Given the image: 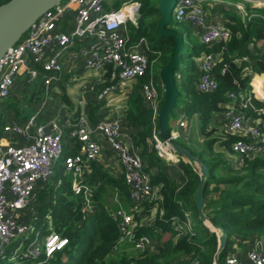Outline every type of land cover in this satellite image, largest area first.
Instances as JSON below:
<instances>
[{
  "label": "built area",
  "instance_id": "obj_1",
  "mask_svg": "<svg viewBox=\"0 0 264 264\" xmlns=\"http://www.w3.org/2000/svg\"><path fill=\"white\" fill-rule=\"evenodd\" d=\"M221 2L228 0H176L174 20L198 30L196 32L202 43L227 41L232 30L225 17L220 15L213 21L208 18L209 4ZM229 2L243 17L247 14V3L255 7L264 6L255 1ZM140 7V0H125L119 7L112 0H62L46 11L1 59L0 108L12 95L20 77H25L32 84L42 77L47 89L59 81L67 57H81L86 68L100 72L108 79L110 83L100 91L99 100L109 97L118 81L145 78L152 62L147 39L142 37L130 44L128 34V24H138ZM74 47L79 48L78 52L73 51ZM262 55L264 57V50ZM221 56L209 52L195 59L200 91L213 92L218 88L214 68ZM177 77L180 74L177 73ZM141 88L145 101L157 118L162 104L158 85L150 77ZM230 96L233 98L235 95L232 93ZM224 116L227 120L226 133L236 137L232 149L239 157V165L244 155H264V117L248 119L232 104L225 110ZM35 117L23 123L10 122L3 127L5 133L24 139L22 144L0 141V257L6 262L3 264H44L69 246L68 236L56 229L41 236L34 224L20 219L18 212L32 203L38 188L51 181L60 159L64 161L66 172L73 177L72 190L83 197V213L93 211L95 186L82 175L86 167L103 153V142L108 144L123 169L132 201L131 209L119 206L111 210L120 230L112 253H119L127 247L140 251L154 249L155 241L149 235L137 234L142 222L136 219V215L144 216L147 203H153L152 208L163 214L164 209L158 208L164 201V195L161 186L153 184L151 174L133 142L122 138L119 122L102 118L91 123L88 116L81 113L76 121L62 128L55 120L37 124ZM179 126L186 127V121H181ZM155 129L153 138L159 155L167 161H178L174 150L159 135L158 128ZM171 135L177 140L181 136L180 129H173ZM67 143L71 144L73 152L65 154ZM115 198H118V193ZM193 216L192 211L186 210L185 218L175 217L173 230L177 238L193 230ZM212 264L221 263L214 259ZM225 264H264V248L256 241L247 259L231 253L226 257Z\"/></svg>",
  "mask_w": 264,
  "mask_h": 264
},
{
  "label": "trees",
  "instance_id": "obj_2",
  "mask_svg": "<svg viewBox=\"0 0 264 264\" xmlns=\"http://www.w3.org/2000/svg\"><path fill=\"white\" fill-rule=\"evenodd\" d=\"M6 1L8 0H0V4ZM246 11L245 17L236 7L233 11H227V16L232 21L230 25L228 24L232 35L227 41L220 40L205 44L194 35L191 26L185 25L184 30L177 29L184 35L185 44L184 49L179 53L180 68L177 73L181 78H177L180 90L177 102L181 97V102H185L188 109L199 112L200 131L209 137L206 141V149L198 152L185 142H179L180 138L177 141L200 156L208 166L204 212L213 224L222 227L227 234V245L218 253L221 264H225L226 257L231 254L235 235L245 238L257 236L264 239V155H244L242 164L235 166L233 159L236 154L232 144L236 137L226 132L223 137L216 136L215 129H210L214 114L223 111L228 103L248 119L264 117V100L255 96L252 92L250 76L244 75V70L247 68L257 73L264 72L262 55L264 47L258 44V40H264V6L255 7L247 3ZM156 15L160 17L158 0H141L138 24L130 23L128 34L130 44L145 37L151 61L158 59L161 67L170 61L175 40L173 37L160 36ZM170 24L177 26L180 23H177L172 15ZM209 52L222 55L214 68L219 86L213 92H202L193 84L199 77L195 59ZM151 67L145 78L137 80L130 99L132 106L128 110V119L133 126L140 128L134 141L138 147L144 145L140 154L146 170L151 174L153 184H163L161 188L164 201L161 208L164 209V213L158 215L154 224L140 226L137 230L138 235H149L155 241L157 248L134 250L135 254L127 253L125 249L114 256L112 250L120 237V230L111 215L110 198L116 192L125 207L132 206L124 173H113L100 161L91 162L92 172L87 182L95 186L94 210L84 214L83 197L72 190V177L66 172L63 159H60L56 174L40 195V199L43 200L49 194L50 199L39 207V215L42 222V218L51 210L54 228L64 236H68L70 244L44 264H191L195 261H198L197 264H212L218 248V234L212 231L213 226L209 228L210 230H205L193 223V230L187 231L178 238L173 230L176 216L185 218L186 210L197 215L195 196L200 179L198 171L193 170L190 164L183 163L188 167L192 178L186 186L177 189L176 183L167 178L164 171L167 163L159 156L156 147L152 150L147 148V139L152 137L153 128L158 125L157 119L154 123L152 110L145 105L139 88L151 76L155 83L159 78V74L151 73ZM183 88H186L190 100H183ZM160 92L163 93V88ZM232 93L235 95L233 98L230 96ZM178 106L179 104L176 103L168 121L171 131L172 120ZM96 109L98 106H93L92 112ZM2 129L3 122L0 121V133ZM217 142L229 151L228 158L223 153H216ZM65 149V154H68L67 146ZM146 209L148 210L147 206ZM139 218L140 216L136 215V219ZM44 226L42 225L41 228ZM43 232L47 234L48 230L44 229ZM75 247L77 252L74 251ZM181 255L187 260L181 262Z\"/></svg>",
  "mask_w": 264,
  "mask_h": 264
},
{
  "label": "crops",
  "instance_id": "obj_3",
  "mask_svg": "<svg viewBox=\"0 0 264 264\" xmlns=\"http://www.w3.org/2000/svg\"><path fill=\"white\" fill-rule=\"evenodd\" d=\"M229 1L230 0H228V2H221L218 4L210 3L208 7L209 20H216L220 15H223L227 21V25L232 22L231 19L227 16V11H233L235 10V7ZM196 31L198 32V30L193 29L194 35L200 41L199 35ZM258 41V44L264 47V40L262 39ZM78 50V47L73 48L74 52H78ZM151 73L155 74L153 67L151 68ZM244 75L250 76L252 92L256 97L263 100L264 72L257 73L252 71L250 68H247L246 70H244ZM177 78H181V76ZM118 82H120V84H118ZM118 82L115 83L117 87L109 97H107L104 101L99 100L98 95L100 91H102L105 85H108L110 83L108 79L104 77V75H102L100 72H96L86 68L85 62L81 57H67L65 60L64 70L59 81L52 84L48 89L46 88L42 77H40L33 84L29 83L25 77L18 78L14 85L12 95L0 108V121L3 122L4 127L5 124H8L10 122L17 121L23 123L32 116H36L35 120L37 124L47 122L48 120H55L62 128H65L71 122L76 121L81 113H85L90 119L91 123H96L97 120H100L102 118H109L111 120H117L119 122L122 132V138L124 140L132 141L137 150L139 152H142L144 145L138 147L136 146L134 141V137L138 134L140 128L138 126H133L128 119V110L132 106L130 99L134 91V87L138 81ZM197 82L198 80H195L193 84L198 89ZM182 93L184 95L183 100H190L186 88L182 89ZM144 103L152 110V118L155 123V119L157 118H155L153 109L145 101V99ZM230 104L231 103H228L223 111L216 112L213 116L211 128L215 129L214 131L217 136L221 135L223 137L224 132H226L227 120L224 116V112ZM95 105L98 106V109H96L95 112H92V107ZM184 120L186 121L187 126L181 128L179 126V123ZM200 120L201 119L199 112L188 109L185 105V102L183 101L180 102L179 106L176 108L175 115L172 120V129H180V138L194 150L195 145L194 143H192V139L190 137L188 139L185 136L190 133L194 134V132H197V135H199V132L201 133ZM156 127L153 128L152 137H149L147 139L148 150H152L153 148H155V141L153 137ZM0 141L4 143H24V139L21 136L19 137L7 134L3 131V129L0 133ZM69 143H67L68 145H66L68 149L67 152H73V148ZM103 144V153L97 159V161H100L109 171L113 173H123V169L118 159L114 156L113 151L109 148L106 142H103ZM215 145L217 146V143ZM144 159L147 162L146 156H144ZM233 160L234 165L239 166V157L237 155H234ZM165 162L167 163V167L166 169H164L166 176L176 183L177 189L186 186L192 178V174L190 173L188 167L185 166L186 164H190L193 170L197 171V168L193 162L186 161L182 158L174 162L167 160H165ZM183 163L186 164L184 165ZM91 172L92 165L90 164L84 170L82 178L87 181L91 175ZM72 179L73 177L71 178V181ZM161 185L163 186V184ZM45 187L46 185L38 188L36 197L32 201V203L27 208L22 209L18 212L20 219H22L23 222L34 224L36 230L40 233L41 236L47 235L50 232V227H52L51 224L53 223L51 210H49V212L44 216L47 221L42 220L41 222L40 220L41 218L39 215V207L50 199L49 194L44 197L45 199H40V195ZM38 192L40 193L38 194ZM115 196L116 192L112 194L111 198H115ZM149 207L150 206H147L148 210L146 209L144 216L139 218L140 222H142V226H150L154 224L158 217V215H155V213H157V209L155 210L152 207H150V209ZM109 208L111 211L112 207L110 206ZM159 214H161V212ZM42 225H45L44 228H41ZM208 228H212V225L209 224ZM44 229L48 230L47 234H44ZM33 237L34 235H32V238ZM256 241H259L261 246L264 248V239L262 237L251 236L245 238L235 235L231 253L237 254L242 258L247 259L248 252L256 243ZM3 262L6 263L5 260L0 257V264H3Z\"/></svg>",
  "mask_w": 264,
  "mask_h": 264
},
{
  "label": "water",
  "instance_id": "obj_4",
  "mask_svg": "<svg viewBox=\"0 0 264 264\" xmlns=\"http://www.w3.org/2000/svg\"><path fill=\"white\" fill-rule=\"evenodd\" d=\"M62 0H8L0 4V62L5 53L28 31V29L46 11L53 8ZM255 1L264 4V0ZM176 0H158L160 17L157 21V30L161 37H173L175 45L171 53L170 61L161 66L159 76L163 88V101L157 115L158 133L163 140L174 150L178 159L193 162L197 168L200 179L197 185L195 205L199 220L208 227L213 226L212 231L218 234V248L214 259L219 261V251L227 245V234L222 227L213 224L204 212L206 204L204 191L208 174V166L200 156L191 152L177 140L172 138L168 124L171 114L174 111L180 90L177 84V71L180 68L179 53L184 49V35L174 27L170 26L172 15L175 9ZM209 223V224H208Z\"/></svg>",
  "mask_w": 264,
  "mask_h": 264
},
{
  "label": "rangeland",
  "instance_id": "obj_5",
  "mask_svg": "<svg viewBox=\"0 0 264 264\" xmlns=\"http://www.w3.org/2000/svg\"><path fill=\"white\" fill-rule=\"evenodd\" d=\"M125 0H112V2L116 5V7H119V6H121L122 4H123V2H124ZM140 2H141V0H140ZM155 18H157V19H159V15H156L155 16ZM185 25H189V24H187V23H182V24H178L177 26H174L173 24H170V26L171 27H174V28H176V29H178V30H184L185 29ZM128 28H130V24H128ZM193 29V28H192ZM159 64H160V62H159V60L157 59V60H153L152 61V67H153V69H154V72L156 73V74H159V70H160V66H159ZM151 67V68H152ZM152 77V76H151ZM144 83V82H143ZM142 83V84H143ZM142 84H141V86H140V92L142 93V91H141V87H142ZM156 85H158V87L161 89V85H162V82H161V79H160V76H159V78H157V80H156ZM163 97H164V94L161 92V99H162V101H163ZM180 102H181V97L179 98V101L177 102L178 104H180ZM162 103V102H161ZM210 129H211V126H210ZM214 135H216V133L214 132ZM199 138H198V137ZM217 136V135H216ZM185 137H187L188 139H189V137L192 139V143H194V148H195V150L196 151H198V150H201V149H206V141L209 139V137H208V135L207 134H202V133H200L199 132V135H197V132L195 133L194 132V134H192V133H190V134H188L187 136H185ZM179 142H182V139L180 138L179 140H178ZM215 151H216V153L217 154H220V153H223V154H225V157H229V151H227V150H225V148L224 147H221V146H219V142H217V146L215 145ZM228 152V153H227ZM40 192H38V194H39ZM119 196V195H118ZM36 197V196H35ZM35 197L33 198V200L35 199ZM110 203H111V206H112V209H115V208H117V207H119V206H124V204L122 203V201H121V199L118 197V198H111L110 199ZM148 205H151V206H154V204L153 203H147V206ZM128 209H131V207H127ZM161 208V205L159 206V208H158V210ZM162 209V208H161ZM155 215H160L158 212L157 213H155ZM42 220H46L44 217L42 218ZM47 221V220H46ZM193 221H194V223L196 224V225H198L199 227H202V228H204L205 230H210L206 225H204L201 221H199V219H198V216L196 215V214H194V216H193ZM51 224V223H50ZM52 225V227L50 228V229H54L55 230V228H54V225H53V223L51 224ZM156 244V243H155ZM155 248H157V246L155 245ZM74 251L75 252H77V247H75L74 248ZM128 251V252H127ZM126 252L127 253H130V254H135V251H134V248H131V247H127V249H126ZM113 255L114 256H117V254H115V253H113ZM184 260H187L186 259V257L184 256V255H181L180 256V261L182 262V261H184Z\"/></svg>",
  "mask_w": 264,
  "mask_h": 264
}]
</instances>
